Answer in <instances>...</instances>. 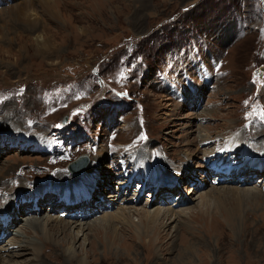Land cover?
I'll return each instance as SVG.
<instances>
[{"label":"rangeland","instance_id":"374dc122","mask_svg":"<svg viewBox=\"0 0 264 264\" xmlns=\"http://www.w3.org/2000/svg\"><path fill=\"white\" fill-rule=\"evenodd\" d=\"M0 211V264H264V0H0Z\"/></svg>","mask_w":264,"mask_h":264},{"label":"bare ground","instance_id":"6f19581e","mask_svg":"<svg viewBox=\"0 0 264 264\" xmlns=\"http://www.w3.org/2000/svg\"><path fill=\"white\" fill-rule=\"evenodd\" d=\"M34 40L36 41V44L38 45V46H41L42 48L41 49H46V47H45V44H47V42L46 41H44V39H43V37H41V35L40 34H36V35H34ZM242 141H244V140H242ZM263 143V142H262ZM252 145H254V146H256V143H252ZM243 146V147H242ZM229 148L231 149V150H236V151H240V153L242 154V156L243 155H246L248 152H253V150L252 149H246V146L245 145H243V143H241V139H240V137H234L233 138V140L231 141V142H229ZM257 148V147H256ZM258 149H260L261 151H263V148H261V147H258ZM252 155V154H251ZM248 156V155H247ZM247 156H245V157H247ZM88 164V163H87ZM87 164L86 165H84V166H82L81 168H79L76 172H78V171H81L82 169L84 170L85 169V167L87 166ZM94 171H97L96 169L95 170H93L92 171V173L90 174V175H88V176H92V174H93V172ZM145 171H147V169L145 168ZM88 173V172H87ZM90 173V172H89ZM84 180V176L83 177H81V178H69L68 179V183H75V185H76V189H71V191L70 190H68L69 191V193H67V190L66 189H64V190H62V187H60L59 189H57L58 191H59V193H60V196L62 195H68V196H70L71 198H70V200H71V202L73 203V200H75V199H78V200H82V199H84L85 198V200L83 201V203L84 202H87V201H90L91 199H88V197H85V195L86 196H88L90 193H88L87 194V191L85 192H83L81 189V187L83 186V184L85 183V181L88 183L89 181H90V179H85V181H83ZM62 181V180H61ZM59 185H60V183H59ZM75 190H78V191H75ZM65 191V192H64ZM89 192V191H88ZM82 195V196H81ZM82 202V201H81ZM80 202V203H81ZM71 203V204H72ZM18 204V203H17ZM71 204H69L70 206H68V207H76V203H73V205L71 206ZM78 204V203H77ZM15 210V208L13 209V211ZM17 210V209H16ZM1 212V211H0ZM123 213H125L124 211H123ZM150 213V211H147V212H141V215L145 218V219H147V217H148V215H150L149 214ZM165 214V215H164ZM165 216V218L167 217V219H169V216H168V214L166 213V212H164V211H162V213L160 212V211H158V212H156V213H153L152 215H150V217L151 216H155V217H157L156 218V221H160V218H164V216ZM149 217V218H150ZM149 218H148V220H149ZM33 220V218L32 217H28V218H26L25 219V221L26 222H30V221H32ZM158 221V222H159ZM36 223H32V224H29V225H27L28 227H24V225H23V227H22V229L23 228H26L27 230H29V231H31V230H34V227L32 226V225H35L36 227V229H39L40 227H42V224H40L41 226H39L38 227V225L37 224H39V222L36 220L35 221ZM27 223V224H28ZM153 223V222H152ZM21 229V230H22ZM23 231V230H22ZM24 234L25 235H27L25 232H24ZM35 249V248H34Z\"/></svg>","mask_w":264,"mask_h":264},{"label":"water","instance_id":"95a60500","mask_svg":"<svg viewBox=\"0 0 264 264\" xmlns=\"http://www.w3.org/2000/svg\"><path fill=\"white\" fill-rule=\"evenodd\" d=\"M65 120H66V117L64 118L62 123H64ZM88 162H89V159H88L87 155H80L79 157H77L76 160H74L68 164L67 169L69 172H75L79 168H81L82 166L86 165Z\"/></svg>","mask_w":264,"mask_h":264}]
</instances>
